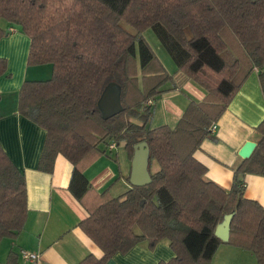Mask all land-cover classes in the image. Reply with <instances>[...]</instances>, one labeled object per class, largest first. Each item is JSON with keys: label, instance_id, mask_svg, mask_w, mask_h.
<instances>
[{"label": "trees", "instance_id": "1", "mask_svg": "<svg viewBox=\"0 0 264 264\" xmlns=\"http://www.w3.org/2000/svg\"><path fill=\"white\" fill-rule=\"evenodd\" d=\"M1 21L29 37V66L53 67L48 79L21 84L17 110L46 131L40 171L51 173L58 154L73 165L69 190L88 213L78 226L102 251L76 264H106L142 241L154 248L163 239L174 256L157 264H212L224 243L250 250L255 264H264V207L245 196L243 182L246 173L264 175V118L230 189L207 180L193 155L250 73L264 67V0H0V39L9 33ZM147 28L176 71L205 90L174 126H148L154 99L174 77L145 40ZM6 70L0 57V75ZM111 81L121 87L123 110L103 119L97 100ZM111 139L124 143L129 158L135 145L147 144L159 165L150 183L119 196L92 187L83 170L109 152ZM27 212L25 177L0 145V241L22 231ZM230 213L223 242L214 231ZM5 264H18V255L9 252Z\"/></svg>", "mask_w": 264, "mask_h": 264}, {"label": "crops", "instance_id": "2", "mask_svg": "<svg viewBox=\"0 0 264 264\" xmlns=\"http://www.w3.org/2000/svg\"><path fill=\"white\" fill-rule=\"evenodd\" d=\"M1 26L9 33L0 39V57L7 60V70L0 75V145L25 177L28 212L22 231L14 238L0 241V264H5L11 251L18 255V264H76L88 254L99 257L100 248L78 226L88 213L69 190L73 165L58 154L51 173L40 171L38 163L46 131L17 110L21 84L25 80L48 79L53 67L50 63L29 66V37L18 26L7 23ZM259 71L264 80V67L255 68L227 109L213 122L217 124L216 130L210 131L211 136L193 153L206 167L205 178L226 190L232 185L234 169L243 160L239 150L246 141H258L255 127L264 118V87ZM173 77L175 85L165 84L162 87L165 90L153 101L151 122L156 119L174 126L190 101H200L205 96V90L184 74L175 71ZM120 144L124 147L123 142ZM134 155L129 158L126 151L113 154L111 150L94 159L83 170L84 176L97 192L108 189L112 196H119L139 181L143 172L150 178L159 169L144 148ZM243 182L245 196L264 207V175L246 173ZM21 250L37 253L38 259H23ZM244 250L251 252L221 244L212 264H238L240 255L249 256ZM173 256L166 239L157 242L154 248L145 240L125 254L116 253L106 264H157ZM255 261L249 259L244 264Z\"/></svg>", "mask_w": 264, "mask_h": 264}, {"label": "water", "instance_id": "3", "mask_svg": "<svg viewBox=\"0 0 264 264\" xmlns=\"http://www.w3.org/2000/svg\"><path fill=\"white\" fill-rule=\"evenodd\" d=\"M97 107L103 119L111 118L123 110L121 103V87L118 83L111 81L104 87L97 100ZM256 144L257 143L254 141H246L238 152L239 156L243 159L250 157L256 147ZM141 148H144L148 153L147 144L145 142H141L134 146V157L139 153ZM150 181L151 179L143 172V176L140 180L136 181L133 185H146L150 183ZM232 216L233 213L226 214L223 220L215 228V235L223 242H227L229 240L230 222Z\"/></svg>", "mask_w": 264, "mask_h": 264}, {"label": "rangeland", "instance_id": "4", "mask_svg": "<svg viewBox=\"0 0 264 264\" xmlns=\"http://www.w3.org/2000/svg\"><path fill=\"white\" fill-rule=\"evenodd\" d=\"M3 23H6V22L1 21V24H3ZM121 24L127 30L131 31L132 33H135V30L131 26L127 25L124 22H122ZM143 36H144L145 40L148 42L149 46L152 48L156 57L163 64L165 70L169 74H173L177 70L176 65H175L174 61L172 60V58L170 57V55L168 54V52L162 46V44L160 43V41L158 40L156 35L154 34L153 30L151 28H147L146 30H144ZM180 95H183V94H180ZM164 122H166V121H159V120L154 119L152 122L149 121L148 126L154 127V126H158L160 124H163ZM167 124L171 125L172 123H167ZM117 151L119 153L124 154L126 150L120 144V145L116 146L115 150H112V153L115 154V152H117ZM134 229H135L134 231H136L137 233L139 232V229L137 227H135ZM245 253H247V255H249V256L244 255L247 257V258H245L244 256L240 255L239 256L240 260H237L238 264H244L247 261H249V259H250V261H254L255 258L251 252L245 251ZM250 263H248V264H250Z\"/></svg>", "mask_w": 264, "mask_h": 264}, {"label": "built area", "instance_id": "5", "mask_svg": "<svg viewBox=\"0 0 264 264\" xmlns=\"http://www.w3.org/2000/svg\"><path fill=\"white\" fill-rule=\"evenodd\" d=\"M147 104L150 105L152 104V100L148 99L147 100ZM217 128V124L216 123H212L209 130L211 132H214ZM119 145L118 142L114 141L113 139H111L108 144H107V149L109 151L113 150L114 148H116V146ZM20 254L22 256L23 259L26 260H30V261H36L38 259V255L35 252H31V251H27V250H21Z\"/></svg>", "mask_w": 264, "mask_h": 264}]
</instances>
